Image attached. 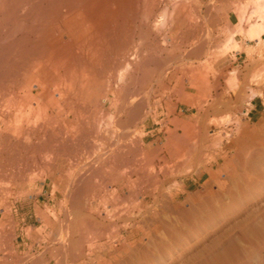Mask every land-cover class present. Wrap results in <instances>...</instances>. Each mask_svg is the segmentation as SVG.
<instances>
[{"label": "rangeland", "instance_id": "374dc122", "mask_svg": "<svg viewBox=\"0 0 264 264\" xmlns=\"http://www.w3.org/2000/svg\"><path fill=\"white\" fill-rule=\"evenodd\" d=\"M132 1L137 2L135 22L129 16L123 32L110 40L113 46L100 42L110 49L98 57L93 73L64 76L62 67L58 74L51 69V92L37 98L33 77L25 75L27 64L4 76L8 85L19 77V94L32 113L45 108L58 118L52 126L64 130L69 146L58 158L51 153L44 158L48 168L33 165L32 150L17 141L26 125L14 135L15 122L4 107L11 105L13 111L16 105L0 92V169L5 172L0 179V264H264V201H257L264 198V41L250 60H215L229 48L228 11L239 13L241 22L263 20L264 0H166L154 16L158 47L122 37L144 20L145 0ZM173 5L181 12L175 13ZM190 26L193 38L186 32ZM5 31L0 28V49ZM69 36L63 33L54 43L78 51L74 46L84 43ZM138 45L145 55L157 53L161 59L125 60L123 54ZM87 52L83 48L81 56L88 63ZM70 77L77 80L71 83ZM61 86L67 91L63 100L56 92ZM250 103L258 104V114L251 113ZM71 121L78 127H69ZM245 167L253 174L251 188L243 183L230 191L235 184L225 180L227 172L242 174ZM209 170H220L222 182L208 184ZM43 183L52 190L51 199L39 203L35 195ZM27 192L32 198L20 206ZM217 200H225L226 214L219 212ZM254 200L256 206H250ZM252 209L247 226L235 227Z\"/></svg>", "mask_w": 264, "mask_h": 264}, {"label": "bare ground", "instance_id": "6f19581e", "mask_svg": "<svg viewBox=\"0 0 264 264\" xmlns=\"http://www.w3.org/2000/svg\"><path fill=\"white\" fill-rule=\"evenodd\" d=\"M33 1L35 0H0V28L5 27V30H6L2 38V41L4 44L2 45V48L0 49V66L3 65V67H5V69L2 67L4 70L0 71V86H1L0 92L2 94H7L8 96V98L6 97V95L5 97H3V95L1 94L2 97L5 98L4 101L8 100L10 96L11 101L8 100L6 102L10 101L12 102V105L14 106L13 104V101H14L16 105L15 107L16 109H14L13 111H10V109L8 110V108H10L11 106L9 105L11 104L10 102L9 104L6 103L9 105V106L7 105L8 108L3 106L5 108L4 110L5 113L4 112L3 113L8 115V117H10L15 122V125H14L15 134L14 135L17 136V134L23 131V129L25 130L24 135H21L23 136L22 140L17 138V141L19 140V143H21L22 146H24L25 150L27 151H29V149L32 150V154L29 157L31 158L33 165H36L39 162L41 167L48 168L49 166L47 162L44 161V158L48 157L49 156L48 154L50 153L52 154L51 155L52 157L54 156L55 158H58L66 152V148L67 146H69V144L65 142V139L63 137L65 135H62V134H65L64 130L63 132H60L61 130L58 131L54 128L57 125H55L54 127L52 126L55 122L57 123L58 118L52 113H50V111H48L47 109L45 108L38 109V110L33 109V113H32L30 102L25 99L23 100V97H21L19 94L23 90L22 81L19 80V77H17L14 80L13 85L11 84L8 85L7 84L8 77L6 79V77L4 78V76L9 75V73L16 72L19 69L18 67L20 66L21 63H24V66L25 64H27L28 69L26 71L29 72V74H25L26 72L24 74L28 75L29 77H33L32 81L34 83L32 84L36 87V93L34 97L37 98L42 95L43 96L49 95V93L51 92L49 89L51 77L48 75L50 74L51 69H55L58 74L59 72L58 67H62L65 70L64 76L68 75V73L74 74L78 72V70H80L81 72H87L89 74L93 73L95 71L94 70L95 66H97L99 62L98 57L102 55L104 51L107 52L110 49L109 45L106 44V42H105L106 45H100V42L109 40V43H110L111 42L110 40L117 39V37H119L117 36L118 31H121L120 29L127 22H129V16L130 18L132 17L131 18L132 24L135 22V16H134L133 10L136 8L134 5H137V2L135 1V4H134L132 0H73V1L71 0H40L39 1L37 0L34 4L37 6L36 12L33 14V7H34ZM144 2H145L144 3L145 7L142 13V16L144 17L143 22L140 23L139 25H135V26L133 25L134 27H138V29H134V28H132L131 30L129 29L128 32L124 33L122 37H124L125 42H130L131 44L134 42L136 38H138V40L144 39L145 42L146 41L149 42L151 46L158 47L156 34L159 33L160 27L156 21H159V19L155 20L154 16L155 17L157 16L158 18V14H159L158 10L160 8V5L163 2H164V5L168 3L166 2V0H145ZM23 6L25 8H23ZM21 7L24 9L23 12H22ZM173 7H176V6L173 5ZM177 11H180V10H178V8L176 7L175 13H177ZM152 18H154V20H152ZM40 22H41L40 26L42 25L45 27L37 28V27H40L38 25ZM173 22H174L173 24L175 25L176 23L177 25L179 24V19H177L176 15H175V19L173 20ZM47 25L62 26V28H51V27L49 28ZM143 26H145L146 28ZM190 27L189 29H187L186 32L188 33L190 38H193L194 28L192 29V27L191 28ZM18 31H23L24 32L23 35L16 36ZM72 31L76 33H79V31H83L84 35L80 37L79 35L74 36ZM66 32L70 34L68 40L77 41V42H81V40H84V42H82V44L84 43L83 45L74 46L76 49H78V51L73 52V50L69 48L68 46L66 48L65 46L57 45L56 43H54L56 42V40L62 39L63 33H66ZM122 32L123 31H121V33ZM153 33L155 34V37H152ZM33 34H34V38H31L30 35H33ZM122 41L123 43H125L124 40ZM85 42H89V43L85 44ZM111 44L112 43H110V45ZM111 46H113V44ZM201 47L203 46L201 45ZM83 48H86L88 51L87 52V54H89L88 63L83 61L86 59V57L85 59H83V57L81 56L82 55L81 50ZM118 48H116L115 50H117ZM133 48L134 49L130 53L127 54L128 56H126L125 53L123 54V57L125 60H160L161 59V56H159V54L157 53H155V55L153 54L145 55L143 53L144 52L143 45H138ZM119 49H123L122 52L124 51V47L119 48ZM129 49L130 48H127L125 51H128ZM116 52L119 53V51H116ZM113 55H115V53ZM33 56L36 62L34 61ZM141 65H142L143 71H145L146 66L144 65V63ZM87 76L88 75L85 74V77ZM72 80L76 81L77 79H75L74 77L73 78L70 77L69 82L72 83ZM65 89L66 88L63 86L56 89L57 90L56 92H58L59 99L63 100V98L66 96L67 91ZM31 90H32V87L29 86V91L31 92ZM104 100L105 99H103L102 101ZM26 108L29 109L30 114L28 113V111H26ZM32 114H33V117H32ZM72 124L77 125V122L71 121L68 124V126L70 127L72 126ZM24 125H26L25 128H23ZM68 126L65 125L63 127H68ZM60 129H63V128H60ZM80 137H76V138H80ZM75 142L76 141H74V143ZM78 145L76 146L78 147ZM87 153H90L89 150H87ZM17 156H18V153H17ZM99 156L101 157V155ZM231 161L233 160L231 159ZM239 161L240 162H237L238 164L241 163V160ZM17 162L19 163V161ZM251 165H254V163L253 164L251 163ZM245 169L247 168L245 167L243 168V172L241 171L242 174L240 172H237L234 169L229 170L228 172L225 171L228 173V177L226 175L227 179L225 178L224 179L233 181L235 184V187H233L230 191L238 188V186L243 183H245L247 187L251 185L253 174L250 173L249 171L248 172L245 171ZM4 174H5L4 170L0 169V179L4 177ZM219 174H220V170L213 171L212 173H210L208 184L211 182L221 183L222 180L219 179ZM78 180L80 182V179ZM227 183L229 184V182ZM249 188L251 187L249 186ZM257 201H260L262 203V201H264V198L262 199L259 198ZM217 202L219 206L218 208L219 212L221 213L223 212L224 214H226L225 200L224 201L217 200ZM256 203H257L256 200H254L253 204L251 203L250 206H253L254 204L256 206ZM258 207L259 206H257V208ZM254 214H255L254 210L253 212L250 211V213L246 212L245 214L246 216L244 215L243 219H241V221L239 220L240 222L237 221V224H234V226L235 225L242 226L243 224L246 225L245 224L246 222L254 218ZM72 215L74 214L72 213ZM243 229L244 228H242V230ZM250 261H253L252 258ZM257 264H263V263L260 261Z\"/></svg>", "mask_w": 264, "mask_h": 264}, {"label": "crops", "instance_id": "0c3cea01", "mask_svg": "<svg viewBox=\"0 0 264 264\" xmlns=\"http://www.w3.org/2000/svg\"><path fill=\"white\" fill-rule=\"evenodd\" d=\"M239 13L236 14L234 10L228 11L226 14V25L229 34L231 35V40L228 43V51L220 58H216L215 60H229L230 63H234L235 60H250L251 57L255 58L256 56V49L259 47V44L261 41H264V19L260 18H252L249 22H241L239 20ZM81 42H84V40H81ZM88 42H85V44ZM191 85L189 84V88ZM27 100L26 98H23V100ZM185 104H188L185 101ZM250 111L251 113L258 114L260 111L258 110L257 106L258 104L250 103ZM189 105V104H188ZM191 107H194L190 105ZM142 107V105H141ZM130 113V112H129ZM140 114H142V108L140 112L138 113L136 119L140 117ZM134 119V118H131ZM235 142V140H234ZM236 143V142H235ZM213 171L209 170V175ZM29 187H33V182L28 183ZM45 184H41V188L39 189L38 193L35 195V201L39 202L43 197L49 198L51 195L52 190H48L44 187ZM32 198V194L30 192L26 193V196H24L21 199L20 206L24 203L25 200H29ZM40 209L39 206L35 205V212L37 213V210ZM53 211L56 210V208L51 209ZM39 212V211H38ZM14 216V214H13ZM43 216V213L41 214ZM16 222V228L18 226V220H15ZM18 222V223H17ZM33 229L32 227H29ZM25 230V229H24ZM24 230H22L24 232ZM22 231L20 232L21 235H23ZM25 235V234H24ZM18 247V246H17Z\"/></svg>", "mask_w": 264, "mask_h": 264}]
</instances>
